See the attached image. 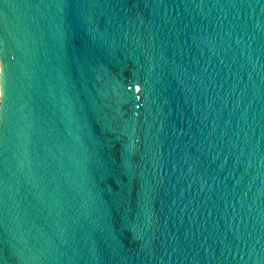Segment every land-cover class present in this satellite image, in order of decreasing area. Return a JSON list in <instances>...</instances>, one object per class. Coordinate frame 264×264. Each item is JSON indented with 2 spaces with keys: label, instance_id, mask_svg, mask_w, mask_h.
I'll use <instances>...</instances> for the list:
<instances>
[{
  "label": "water",
  "instance_id": "1",
  "mask_svg": "<svg viewBox=\"0 0 264 264\" xmlns=\"http://www.w3.org/2000/svg\"><path fill=\"white\" fill-rule=\"evenodd\" d=\"M0 264H264V0H0Z\"/></svg>",
  "mask_w": 264,
  "mask_h": 264
}]
</instances>
